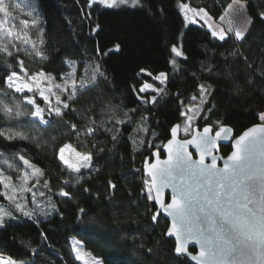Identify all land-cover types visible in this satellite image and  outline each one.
<instances>
[{
	"label": "trees",
	"instance_id": "obj_1",
	"mask_svg": "<svg viewBox=\"0 0 264 264\" xmlns=\"http://www.w3.org/2000/svg\"><path fill=\"white\" fill-rule=\"evenodd\" d=\"M30 1L40 17L42 48L24 49L18 41L8 43L15 45L12 48L15 55L0 56V77L18 70L17 59L24 62L30 73L41 67L53 75L70 72L72 69L65 63L68 60L78 62L79 72L97 60L99 50V63L107 83L101 78L98 87L78 95L74 104L78 110L76 119L83 120L90 114L97 122L111 127L112 113L104 110L107 105L120 118L123 112L136 107L148 117L149 134L133 131L138 124L128 123L113 130L119 131L115 141L110 139L113 132L85 139L73 135L62 124H54L46 131L41 126L34 131L27 126L29 117L22 116V130L38 137V141L9 142L0 138V150L16 152L18 149L9 145H19L27 158L43 170L40 183L33 190L46 193L44 197L38 195L37 200L45 206L47 215L38 212L35 221L27 218L9 221L11 226L6 231L0 230V253L23 259L27 264H81L70 241L76 237L103 264H192L187 257L174 253L175 242L166 237L168 220L161 215L152 220L157 208L153 199L147 198L148 178L143 166L170 138L171 128L185 121L181 112L187 109L180 101L189 104V97L198 92V83L209 87L211 94L206 95L208 104L204 107L212 111L201 113L207 119L199 116L194 125L220 121L241 133L260 123L259 115L264 113V0H239L250 24L243 41L235 40L234 32H230L232 38L227 42L213 37L204 26L186 25L185 13L179 5L203 7L219 19L235 0H139L135 6L113 7L98 2L90 6V0ZM172 44H182L188 57V62L177 58L179 71L168 63ZM36 50L47 59L34 55ZM207 67L212 71L208 72ZM141 69L154 75L167 72L171 80L167 87L169 95L152 111L136 102L141 82L153 83ZM0 89L9 91L2 81ZM178 92H183V96L177 98ZM16 96L19 100V94ZM22 110L31 109L23 106ZM0 124L7 125L2 115ZM67 143L79 152L93 150V144L103 146L105 151L95 152L91 168L72 174L56 155L58 148ZM76 175L82 176L79 183ZM45 180L49 187L44 186ZM64 180L69 181V186L64 185ZM61 188L70 192L71 198L60 196ZM48 201L59 211L47 207ZM81 208L86 216L80 213Z\"/></svg>",
	"mask_w": 264,
	"mask_h": 264
},
{
	"label": "snow or ice",
	"instance_id": "obj_2",
	"mask_svg": "<svg viewBox=\"0 0 264 264\" xmlns=\"http://www.w3.org/2000/svg\"><path fill=\"white\" fill-rule=\"evenodd\" d=\"M97 2L113 7L118 3H127L128 0H90V6L91 3ZM137 3L139 0H132L133 6ZM15 6L19 8L20 4L17 3ZM179 7L182 12H185V21H188L187 11H191L193 16H200L201 13L204 17L208 16L205 9L190 8L187 3H182ZM0 13L9 14V6L5 0H0ZM29 15L32 13L30 12ZM38 22L36 17L31 21H22L25 26L31 23L33 27ZM205 22L207 23V21ZM208 26L212 29V36L219 41L227 42L232 38L230 36L231 29L225 31L222 28H213L211 24ZM3 28L4 21L0 20V30ZM7 35L14 36L11 30H8ZM15 38L20 39L19 36H15ZM234 38L237 41H243L245 33L236 30ZM23 43H31V47L36 49L35 42L28 38H25ZM14 47L15 45L10 46L5 43L4 36L0 34V56L13 57L15 53L12 48ZM18 51L19 48H16V52ZM170 53L172 56L168 63L174 71H179L180 65L177 58L188 62L183 45H170ZM34 55L47 59V56L39 50H36ZM100 55L101 53L97 50V60L80 68L79 72L77 71L78 62L68 60L65 63L72 71L56 75L46 73L42 67L38 71L30 73L24 62L17 59L18 70L7 72L3 77H0V81L9 90L0 89V115L7 121L6 126L0 124V138L9 142L14 140L38 141V137L29 136L22 130L24 127V123L20 119L22 116L29 117L27 126L34 131H39L41 126L46 131L54 124H62L73 135L85 139L95 137L101 132H113L110 139L115 141L119 131L113 130L117 125L128 123L138 124V127L133 131L149 134L146 127L148 117L139 112L136 107L123 112L122 118H120L115 115L113 107L110 104L107 105L104 110L112 113L109 121L111 127L103 121L97 122L96 117L90 114L83 120L76 119L78 110L74 104L78 95L98 87L97 82L101 78L104 83H107L106 74L101 71ZM244 59L247 62V59ZM249 66L251 67V65ZM203 70L205 69L202 68ZM206 70L212 71L211 67H207ZM140 72L149 77L153 83L141 82V86L136 90V102L142 106H149L148 111H152L164 97L169 95L167 87L171 80L167 72H159L155 75L146 69H141ZM57 76L61 77L63 83L54 85L56 91H53L51 86L41 87L45 83L51 85ZM197 88V94L189 97L192 101L199 98V102L195 106L180 101L187 109L181 112V115L186 118L184 126L186 136L192 133L191 122L198 114L212 111L211 108L204 107L208 104L206 95L211 94L209 87L198 83ZM16 94H19V100H17ZM176 96L177 98L183 96V92L176 93ZM53 97H55L54 101ZM38 99L40 103L37 102ZM23 106H27L31 110L25 112L22 110ZM51 117L56 119H50ZM69 117L72 119H68ZM200 118L207 119L206 116H200ZM259 120L262 123L247 129L236 139L234 151L226 159L221 157L224 159L223 167L218 166L217 156L213 153V149L217 147L218 140L228 138V133L231 132L229 127L216 121L215 124L219 127L214 135L213 127L206 124L202 132L197 129L191 139L179 142H175V138L181 126L177 124L171 128L173 139L168 142L170 155L162 164L149 166L151 180L150 182L145 181V189L147 198L155 200H159L160 193L164 188L171 187L173 189L171 202L160 201V204L172 217L171 226L167 228L166 235L176 238L174 253L177 256L191 255L187 245L189 241L197 240L200 251L198 255H191V258L198 260L199 264H235L234 258L238 256L247 257L250 264H264V113L259 115ZM14 121L15 123H13ZM174 142L175 149L172 148ZM189 145L194 146L198 151V161L193 160L192 153L187 150ZM9 146L16 147L18 150L12 153H8L7 148L0 150V165H2L0 166V230L4 231L11 226L9 221L22 218L35 221L38 212L47 215L45 206H42L37 200L38 195L44 197L46 193L33 190L40 183L39 179H35V176L37 173L43 176V170L27 158L26 152L20 150L19 145L10 144ZM69 148H72V145L64 144L58 148L56 155L65 166V170L72 174H80L82 169L91 168L95 152L105 151L103 146L93 144V150L87 153L76 152L78 160L73 162L64 155L65 150ZM73 151H75L74 148ZM156 155L158 157L159 153ZM207 157H211L210 163L206 162ZM33 179H35V183H32ZM80 179L82 176L76 175L77 183ZM63 183L65 186H69L68 180H64ZM44 186L49 187L47 180H45ZM85 190L87 191V189ZM153 191H155V195H153ZM59 195L71 198L70 192L63 188L60 189ZM32 204L36 207H30ZM47 207L59 211L51 201H48ZM80 213L84 216L87 215L82 208ZM159 215L160 213L156 212L152 216V220L155 221ZM73 247L76 249V245ZM76 251V259H82L79 250L76 249ZM32 252L35 254L34 249ZM0 264H27V262L23 259H13L11 256L5 258L0 253ZM93 264H101V262L94 260Z\"/></svg>",
	"mask_w": 264,
	"mask_h": 264
},
{
	"label": "rangeland",
	"instance_id": "obj_3",
	"mask_svg": "<svg viewBox=\"0 0 264 264\" xmlns=\"http://www.w3.org/2000/svg\"><path fill=\"white\" fill-rule=\"evenodd\" d=\"M5 3L9 6V14L5 15L4 13H0V20L4 21V28L2 30H0V34H2L4 36V42L10 43L12 41H18L24 49H30V48H32L31 43H28V44L23 43V40L25 38H28V39H30V41L35 42L37 49H41L42 43H43V29L41 27L39 14L37 13L36 8L33 5V3L30 0H5ZM17 3L20 4L19 8H17L15 6ZM130 4H132V0H128L127 3H123V4L118 3L116 6L130 5ZM28 5H31V7H28ZM189 6H190V8H193V9L203 8V7H199V6H194L192 4H189ZM203 9H205V8H203ZM185 11H187V10H185ZM30 12L32 13V15H29ZM207 13H208L207 17H204L203 13H201L200 16H193V13L191 11H187L188 21H186V25H189V24L201 25V26H204L205 28H207L208 30H210L212 32V29H210L208 26L209 24H211L213 26V28H222L225 31L231 29L232 32L239 30V31L245 33L249 27V24H250V17L245 12L244 7H243V3L239 0H235L232 2L228 11L222 16L223 19H221V18L216 19L211 14H209L208 11H207ZM34 17L38 18V21H39L35 27H33L31 23L27 26H25L22 23V21H24V20L31 21ZM193 20H195L196 22H192ZM205 21H207V23ZM8 30H11V32L14 34V36H11V37L8 36L7 35ZM15 36H19L20 39H16ZM41 41H42V43H41ZM70 71H72V70H70ZM62 83H63V80L61 78H56L55 80H53L51 82V85L45 83V84H42L41 87L46 88V87L51 86L52 90L56 91L54 85L62 84ZM46 94H47V92H46ZM54 99H55V97H53V101H54ZM198 102H199V98H197L196 101L191 100L188 105L195 106ZM189 114L191 115V113H189ZM200 114H198L194 118V120L191 122L192 126L194 125L195 120L200 116ZM184 126H185V121L182 123V126H181V134H182V137L185 138L186 135L184 133ZM67 144H70V143H67ZM70 145H72V144H70ZM73 148L75 149V151H73ZM76 152H79V151L72 145V148L65 150L64 155L67 159L74 162V161L78 160ZM39 176H40L39 173H37L35 176V179H40ZM35 179L32 180V183H35ZM148 182H150L149 179H148ZM29 186H31V185H29ZM70 241H71V245H72V249H73V253L75 255V258L77 256L76 249L79 250V255L82 257V259H80V260L77 259V260L81 264H85V261H87V264H93L94 260H99L101 262V264H103V262L100 258L94 256L85 247V244L82 240H80L76 237H72L70 239ZM73 245H76V249H74ZM4 257L6 258L7 256L4 255Z\"/></svg>",
	"mask_w": 264,
	"mask_h": 264
},
{
	"label": "water",
	"instance_id": "obj_4",
	"mask_svg": "<svg viewBox=\"0 0 264 264\" xmlns=\"http://www.w3.org/2000/svg\"><path fill=\"white\" fill-rule=\"evenodd\" d=\"M261 123V122H260ZM259 124V123H257ZM177 125V124H176ZM256 125V124H254ZM254 125L244 129L237 137H235L233 139V129L231 126L226 125L227 127H229L231 129V132L228 133V138L227 139H223L221 138L220 140L217 141V147L215 149H213V153L217 156V161H218V166L219 167H223V163H224V159L227 158L228 155L231 154L232 151H234V145H235V141L236 139L239 138L240 135H242L245 131H247V129L253 127ZM195 130H197V127H195L193 134L195 132ZM199 130V129H198ZM203 129L199 130L202 132ZM192 135L188 138H181V132L180 129L178 131V135L175 138V142H179L182 141L184 139H191ZM173 137L172 135L170 136V138L164 143V145L160 150H156L151 154V157H148L146 162L144 163L143 166V170L145 175L147 176V178L149 179V181L151 180V177L149 175V166L153 165V164H162L164 161H166L170 155V151H169V147H168V142L169 140H172ZM233 139V140H232ZM231 141V151L226 155L223 156V154L220 152V144H229ZM175 142L172 145V148L175 149ZM187 150L189 152L192 153V158L193 160H199V153L198 151L194 148V146L189 145ZM156 153H159V156L157 157ZM161 153L163 154V156H161ZM221 157H223L224 159H221ZM211 161V157H207L206 162L210 163ZM153 195H155V191H153ZM173 195V189L171 187H166L162 190V192L160 193L159 196V200H155L153 199L155 206H156V212H159L165 219L168 220V227L171 226V222H172V217L168 215V213L161 207L160 201H163L164 203H170L171 202V197ZM167 231V230H166ZM167 238L173 239V241L176 243V238L173 237H169L166 235ZM188 252L191 253V255H198L199 251H200V245L199 242L197 240H191L189 241L188 245ZM191 255H180V256H185L189 259V261L192 264H199L198 260H193L191 258ZM235 259V264H250V262L248 261L247 257H243V256H238Z\"/></svg>",
	"mask_w": 264,
	"mask_h": 264
},
{
	"label": "flooded vegetation",
	"instance_id": "obj_5",
	"mask_svg": "<svg viewBox=\"0 0 264 264\" xmlns=\"http://www.w3.org/2000/svg\"><path fill=\"white\" fill-rule=\"evenodd\" d=\"M179 125L182 126V124H179ZM205 125H206V124H205ZM205 125H202V126L197 125V124L193 125V126H192V133H191L190 135L186 136L185 138H188V137H190V136L193 134V131H194L195 127H197V129L201 130V129H203V127H204ZM207 125H211V126L213 127V135H214L215 131L218 130L219 125H217V124H215V123H210V122H209V124H207ZM223 125H225V124H223ZM232 129H233V128H232ZM180 132H181V127H180ZM239 134H240V133H236V132L234 131V129H233V136H232L233 139H234L235 137H237ZM181 138H184V137H182V134H181ZM233 139H232V140H233ZM219 147H220V152L223 154V156H226V155L231 151V141H230L229 144H225V145H224V144H220ZM161 148H162V147H161ZM223 150H226L227 153H224ZM160 151H161V149H160ZM161 156H163L162 153H161ZM150 157H151V156H150ZM160 215H161V214H160ZM161 216H162V215H161ZM162 217H163V216H162Z\"/></svg>",
	"mask_w": 264,
	"mask_h": 264
}]
</instances>
